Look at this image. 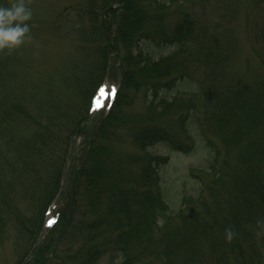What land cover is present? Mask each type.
I'll use <instances>...</instances> for the list:
<instances>
[{"label":"trees","instance_id":"obj_1","mask_svg":"<svg viewBox=\"0 0 264 264\" xmlns=\"http://www.w3.org/2000/svg\"><path fill=\"white\" fill-rule=\"evenodd\" d=\"M111 1L117 6L108 11L114 33L103 20L106 14L91 10L81 19H87L82 30L89 32L80 33L76 58L32 88L22 67L16 69V55L6 57L7 65L13 63L7 75L0 70V248L13 239L26 259L32 256L24 264H264L263 60L256 78L205 90L187 69L194 49L192 18L183 14L172 35H164L159 45H173L175 51L156 60L140 45L153 40L154 26L173 1ZM110 57L121 62V89L111 112L95 120L88 105L86 114L78 115L88 93L104 80ZM186 78L198 82L186 102L158 96ZM140 93L144 124L126 116ZM177 103L195 117L204 111L201 128L211 156L205 196L184 197L175 212L161 188L168 158L148 150L170 141L159 123ZM124 133L131 139L129 152L122 149ZM79 136H87L83 155L65 176L69 140ZM60 195L64 206L56 229L41 242L42 217L27 237L31 208L44 201L47 208Z\"/></svg>","mask_w":264,"mask_h":264},{"label":"rangeland","instance_id":"obj_2","mask_svg":"<svg viewBox=\"0 0 264 264\" xmlns=\"http://www.w3.org/2000/svg\"><path fill=\"white\" fill-rule=\"evenodd\" d=\"M172 1L171 6L161 14V23L154 26L153 40H143L140 50L142 49L145 54L156 60L173 54L175 46L159 45V43L164 39V35L166 37L172 35V29L185 14L189 19H193L191 22L194 25L191 38V48L194 49L188 58L187 69L203 86V89L207 90L211 86L215 89L234 86L233 84L242 78L257 77L255 71L257 72L260 60L264 62V1ZM12 2L13 0H0V7H9ZM25 4L32 11V17L27 21L28 35L31 39L10 53L0 51V62L2 60L0 70H4L7 75L13 63L7 65L9 61H6V57L11 59V56L16 55L19 59L16 69L22 67L19 71L28 81L29 88H32L31 83L39 82L47 74L59 69L64 62L76 58L80 46L78 40L80 33L89 32L88 29L82 30L87 19H81L88 18L87 13L91 10L96 8L99 17L106 14L103 18L106 27L112 28L110 30L112 34L115 30L108 11L115 10L117 6L111 0H25ZM197 40L199 42L194 45ZM213 44L215 46L207 51ZM18 50H21L20 56ZM120 70L121 62L110 57L107 72L104 75L105 80L120 84L121 77L118 73ZM112 74H116L115 77L118 78H113ZM196 80L186 78L178 82L173 90H164L158 96L169 101L178 98V103L182 100L186 102L190 98L189 94L198 90ZM90 96L91 93H88L78 115L86 114ZM178 103L172 106L169 115H165L159 123L169 133L170 141L160 143L148 150L153 157L168 158L167 165L160 171L161 188L166 202L175 212L180 210L184 197H198L200 194L205 196L204 186L207 183L205 171L211 156L205 147V136L201 128L204 111H198V117H195L194 112H183V108L178 109ZM126 116L139 124L147 121L146 103L142 93L133 97L132 105L126 109ZM89 117L99 120L103 115H89ZM89 132L93 134L94 131L87 130V136ZM87 136H79L74 142L72 138L69 140V149L65 152L66 165L62 170L63 175L68 176L78 165L84 152L83 145ZM66 137L68 138V133ZM122 149L128 152L133 149L131 139L125 133ZM134 151L141 156L136 150ZM134 170L137 172L138 168ZM56 183L53 184L54 189ZM62 186L65 189L66 183L63 182ZM46 202H40L38 209L34 206L31 208L34 212L31 221L33 225L30 223L27 237H31L32 233L35 234L40 227L47 206ZM77 221L78 217L74 219L76 224ZM11 233L12 231L10 236ZM50 234L44 229L43 224L41 242ZM36 244L41 246V243L36 242ZM20 249L21 247L19 249L14 247L13 239L3 244L0 248V264H24L27 254L23 256L24 251ZM62 250L65 251V247ZM101 264L106 262L103 261Z\"/></svg>","mask_w":264,"mask_h":264},{"label":"clouds","instance_id":"obj_3","mask_svg":"<svg viewBox=\"0 0 264 264\" xmlns=\"http://www.w3.org/2000/svg\"><path fill=\"white\" fill-rule=\"evenodd\" d=\"M31 17L25 0H13L9 7H0V51L10 53L31 39L27 23Z\"/></svg>","mask_w":264,"mask_h":264}]
</instances>
